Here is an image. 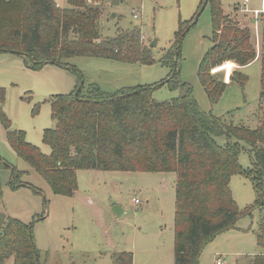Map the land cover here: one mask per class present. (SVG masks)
I'll return each mask as SVG.
<instances>
[{
  "label": "trees",
  "instance_id": "16d2710c",
  "mask_svg": "<svg viewBox=\"0 0 264 264\" xmlns=\"http://www.w3.org/2000/svg\"><path fill=\"white\" fill-rule=\"evenodd\" d=\"M59 9L53 0H0V52L22 55L33 67L58 65L74 72L77 86L69 95L54 96L53 129L44 130L42 142L50 153L25 140L22 131L9 130L8 148L49 186L53 194L72 197L81 170L120 173H173L176 176L174 212V264H198L204 245L215 235L234 228L239 210L232 197L230 180L241 175L254 184L256 202L247 209L264 211V116L249 129L233 125L197 104L192 88L180 79V43L196 20L179 24L168 54L161 64L169 68L167 80L157 86L135 87L114 95L89 85L82 93L83 76L65 62L75 57L100 58L122 64L149 65L151 50L141 41L139 28L119 32L112 39L99 33L100 9L86 0H68ZM210 6L211 47L198 77L213 108L226 84L210 71L225 62L234 64L233 81L243 85L239 70L255 60L260 65L259 106L264 103V18L260 21V44L255 47L251 31L225 15L220 0H201ZM167 85L178 96L169 101L153 100V91ZM0 90V104L3 102ZM259 109V108H258ZM225 137L220 146L215 139ZM241 145L248 147L252 168L238 163ZM10 170V187L16 189L21 172L0 158V170ZM32 188V187H30ZM34 190V189H33ZM41 194L40 192H37ZM264 250V215L256 236ZM41 264L32 225L0 216V264ZM112 264H133L130 253L113 255ZM242 264H264V254L247 257Z\"/></svg>",
  "mask_w": 264,
  "mask_h": 264
},
{
  "label": "rangeland",
  "instance_id": "374dc122",
  "mask_svg": "<svg viewBox=\"0 0 264 264\" xmlns=\"http://www.w3.org/2000/svg\"><path fill=\"white\" fill-rule=\"evenodd\" d=\"M200 1L86 0L88 6H99L102 38L112 39L119 32L139 28L141 41L151 46L153 63L130 65L100 58H71L65 63L82 74V93H86L89 85L114 95L135 87L157 86L167 80L170 71L161 60L168 54L179 24L185 26L197 15ZM244 1L220 0V4L225 15L235 20L240 18L241 25L245 22L250 27L248 21L253 16L244 17L238 11ZM247 1L252 11L264 9V0ZM53 2L61 10L69 8L68 0ZM132 11L139 14L138 19L132 18ZM211 34L210 6H206L180 43V79L191 86L204 112L233 125L255 129L257 118L264 116V103L258 105L259 62L255 60L240 69L243 85L235 81L227 84L212 108L198 77L211 47ZM258 35L260 41V26ZM234 70L238 71L233 67L230 78H235ZM219 76L224 83L225 73ZM77 82L75 73L67 68L53 64L34 68L28 57L0 52V90L4 94L0 104V158L22 173L18 179L21 186L12 189L10 170H0V216L4 214L32 225L41 264H112L113 255L118 253H130L133 264H174L175 174L81 170L75 194L67 197L53 194L30 165L8 148L6 125L9 130L22 131L29 144L49 155L42 134L55 126L51 116L53 97L71 94ZM177 96L178 92L167 85L157 87L152 93L157 102ZM215 141L220 146L226 143L225 137ZM241 147L239 165L245 170L253 169L248 147ZM229 186L240 215L233 229L215 235L204 245L198 264H215L218 258L225 264H242L247 257L264 254L256 242L264 211L259 208L247 211L256 202L253 182L234 175ZM133 199L139 204L135 205ZM114 206L122 211L120 217L112 211ZM5 264H13V259H7Z\"/></svg>",
  "mask_w": 264,
  "mask_h": 264
},
{
  "label": "built area",
  "instance_id": "2783aa9c",
  "mask_svg": "<svg viewBox=\"0 0 264 264\" xmlns=\"http://www.w3.org/2000/svg\"><path fill=\"white\" fill-rule=\"evenodd\" d=\"M238 11L242 14H251L253 16V34H254V40H255V46L258 48L259 47V44H260V41H258V23L261 21V19H263V16H264V9L260 10V11H257V10H254V11H251L248 9V1L245 0L239 7H238ZM132 18L134 20L138 19L139 18V14L137 12H134L132 11ZM234 67V64L230 63V62H225L222 66L220 67H216L214 69H212L210 71L211 75H216V74H219V73H225V78H224V84H229V75H231V72H232V69ZM226 68L225 70H222ZM133 203L135 205H138L139 202L137 200H134L133 199ZM215 264H225V262L221 259V258H218L215 260Z\"/></svg>",
  "mask_w": 264,
  "mask_h": 264
},
{
  "label": "crops",
  "instance_id": "0c3cea01",
  "mask_svg": "<svg viewBox=\"0 0 264 264\" xmlns=\"http://www.w3.org/2000/svg\"><path fill=\"white\" fill-rule=\"evenodd\" d=\"M242 4V3H241ZM241 4H239V6L241 5ZM238 6V7H239ZM248 9L249 10H251L250 8H249V2H248ZM252 11V10H251ZM242 14V13H241ZM250 14V13H249ZM244 15V17H249V16H247V15H245V14H243ZM229 16V15H228ZM263 18H264V16H263ZM239 21H241V19L240 18H237ZM238 20H236L240 25H241V22H239ZM244 20V19H243ZM243 24L245 25V26H243ZM243 24H242V26L243 27H246V28H249L250 29V31H252L253 30V17H252V19L251 20H249L248 21V25L250 26V27H247V25L245 24V22H243ZM260 25V22L258 23V26ZM252 29V30H251ZM254 36V35H253ZM259 48V47H258ZM229 79H230V76H229ZM77 177H78V174H77Z\"/></svg>",
  "mask_w": 264,
  "mask_h": 264
},
{
  "label": "water",
  "instance_id": "95a60500",
  "mask_svg": "<svg viewBox=\"0 0 264 264\" xmlns=\"http://www.w3.org/2000/svg\"><path fill=\"white\" fill-rule=\"evenodd\" d=\"M116 4H117V2H116ZM204 8H205V6H203V8L201 9V11L196 15V17H195V20H196V21H197V19H198V16L201 14V12L203 11ZM149 48H151V46H150ZM112 211L114 212V214H115L117 217H120V215L122 214V211H121L120 208L117 207V206H114L113 209H112Z\"/></svg>",
  "mask_w": 264,
  "mask_h": 264
},
{
  "label": "bare ground",
  "instance_id": "6f19581e",
  "mask_svg": "<svg viewBox=\"0 0 264 264\" xmlns=\"http://www.w3.org/2000/svg\"><path fill=\"white\" fill-rule=\"evenodd\" d=\"M230 76V75H229Z\"/></svg>",
  "mask_w": 264,
  "mask_h": 264
}]
</instances>
